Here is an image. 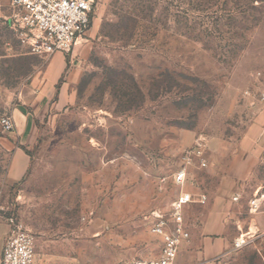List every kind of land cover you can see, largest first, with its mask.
<instances>
[{"label": "rangeland", "instance_id": "obj_1", "mask_svg": "<svg viewBox=\"0 0 264 264\" xmlns=\"http://www.w3.org/2000/svg\"><path fill=\"white\" fill-rule=\"evenodd\" d=\"M16 110L33 128L20 144L0 124V253L17 226L34 264L156 259V218L172 227L182 193L212 199L243 140L260 147L247 196L264 184V0H95L50 57L0 19V122ZM16 148L28 168L10 183ZM245 249L239 264H264V245Z\"/></svg>", "mask_w": 264, "mask_h": 264}, {"label": "crops", "instance_id": "obj_2", "mask_svg": "<svg viewBox=\"0 0 264 264\" xmlns=\"http://www.w3.org/2000/svg\"><path fill=\"white\" fill-rule=\"evenodd\" d=\"M5 1L0 0L2 4ZM7 11L5 9L6 14ZM54 60L57 67L62 68L61 57L55 56ZM12 118L15 122L14 130L22 144L23 139L31 133L33 125L19 110L13 112ZM250 141L241 142L242 150H246L248 144L252 146L250 152H242L232 161L212 199H206L205 195L194 199L195 196L188 193L192 202L183 212L184 225L189 234L186 243L188 249L177 255L175 264H239L245 248L257 249L264 245V184L256 183L248 196L245 190L247 180L253 177L260 159L259 143L255 139ZM27 168L26 154L16 148L10 158L7 181L19 182ZM255 197L258 199V207L252 209L249 201ZM240 238L244 244L236 249L234 244Z\"/></svg>", "mask_w": 264, "mask_h": 264}, {"label": "built area", "instance_id": "obj_3", "mask_svg": "<svg viewBox=\"0 0 264 264\" xmlns=\"http://www.w3.org/2000/svg\"><path fill=\"white\" fill-rule=\"evenodd\" d=\"M94 1L6 0L5 4L0 2V19L18 34L31 54L39 57H50L56 53L68 54L90 25ZM5 9L8 10L7 14ZM0 124L6 132L15 129L12 117L3 118ZM184 178L185 171L182 170L177 173L175 181L181 184ZM191 202V196L182 193L171 203L172 227L169 230L161 216L156 218L158 222L153 226L152 233L162 237L160 256L137 264H175L181 243L189 238L183 212ZM249 205L256 209L257 197L250 200ZM243 244L237 241L234 247L237 249ZM0 264H34L33 235L14 227L2 246Z\"/></svg>", "mask_w": 264, "mask_h": 264}, {"label": "bare ground", "instance_id": "obj_4", "mask_svg": "<svg viewBox=\"0 0 264 264\" xmlns=\"http://www.w3.org/2000/svg\"><path fill=\"white\" fill-rule=\"evenodd\" d=\"M239 243H243V239L241 238V240H239Z\"/></svg>", "mask_w": 264, "mask_h": 264}]
</instances>
